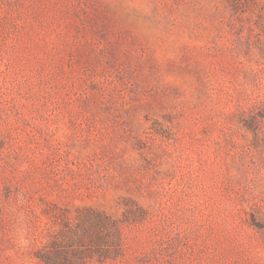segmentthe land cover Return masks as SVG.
<instances>
[{
    "label": "rangeland",
    "instance_id": "1",
    "mask_svg": "<svg viewBox=\"0 0 264 264\" xmlns=\"http://www.w3.org/2000/svg\"><path fill=\"white\" fill-rule=\"evenodd\" d=\"M0 264H264V0H0Z\"/></svg>",
    "mask_w": 264,
    "mask_h": 264
}]
</instances>
